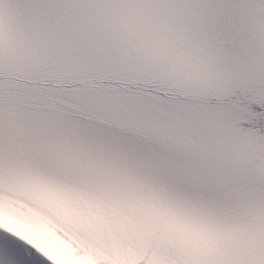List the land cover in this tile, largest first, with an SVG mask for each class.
Here are the masks:
<instances>
[{
  "label": "snow or ice",
  "instance_id": "obj_1",
  "mask_svg": "<svg viewBox=\"0 0 264 264\" xmlns=\"http://www.w3.org/2000/svg\"><path fill=\"white\" fill-rule=\"evenodd\" d=\"M0 264H264V0H0Z\"/></svg>",
  "mask_w": 264,
  "mask_h": 264
}]
</instances>
